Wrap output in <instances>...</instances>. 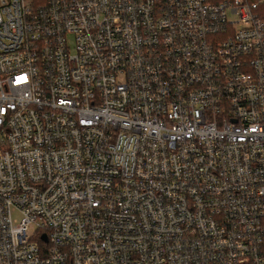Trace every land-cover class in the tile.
Instances as JSON below:
<instances>
[{"label":"built area","instance_id":"obj_1","mask_svg":"<svg viewBox=\"0 0 264 264\" xmlns=\"http://www.w3.org/2000/svg\"><path fill=\"white\" fill-rule=\"evenodd\" d=\"M0 264H264V0H0Z\"/></svg>","mask_w":264,"mask_h":264},{"label":"rangeland","instance_id":"obj_2","mask_svg":"<svg viewBox=\"0 0 264 264\" xmlns=\"http://www.w3.org/2000/svg\"><path fill=\"white\" fill-rule=\"evenodd\" d=\"M12 215H13V218L16 219L17 221L20 220V214H19V212L13 211L12 212Z\"/></svg>","mask_w":264,"mask_h":264}]
</instances>
